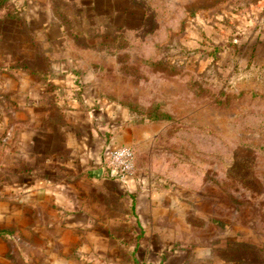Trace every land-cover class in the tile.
I'll use <instances>...</instances> for the list:
<instances>
[{
  "label": "rangeland",
  "instance_id": "obj_1",
  "mask_svg": "<svg viewBox=\"0 0 264 264\" xmlns=\"http://www.w3.org/2000/svg\"><path fill=\"white\" fill-rule=\"evenodd\" d=\"M263 36L264 0H0V233L23 121L77 99L135 125L127 264H264Z\"/></svg>",
  "mask_w": 264,
  "mask_h": 264
},
{
  "label": "crops",
  "instance_id": "obj_2",
  "mask_svg": "<svg viewBox=\"0 0 264 264\" xmlns=\"http://www.w3.org/2000/svg\"><path fill=\"white\" fill-rule=\"evenodd\" d=\"M40 100L38 118L23 121L21 151L9 153L16 166L6 167L12 177L7 191L22 188L23 207L37 210H24L17 224L8 213L0 264H127V251L142 249V232L134 225L140 218L128 213L124 197L136 175L112 178L103 158L111 148L134 143L135 125L120 110L96 108L95 101L89 109L77 99L52 106ZM18 237L25 253L21 262L15 258Z\"/></svg>",
  "mask_w": 264,
  "mask_h": 264
},
{
  "label": "built area",
  "instance_id": "obj_3",
  "mask_svg": "<svg viewBox=\"0 0 264 264\" xmlns=\"http://www.w3.org/2000/svg\"><path fill=\"white\" fill-rule=\"evenodd\" d=\"M103 164L112 178L127 180L134 176L137 170L134 147L123 145L109 149L103 158Z\"/></svg>",
  "mask_w": 264,
  "mask_h": 264
},
{
  "label": "trees",
  "instance_id": "obj_4",
  "mask_svg": "<svg viewBox=\"0 0 264 264\" xmlns=\"http://www.w3.org/2000/svg\"><path fill=\"white\" fill-rule=\"evenodd\" d=\"M0 235H1V233H0Z\"/></svg>",
  "mask_w": 264,
  "mask_h": 264
}]
</instances>
